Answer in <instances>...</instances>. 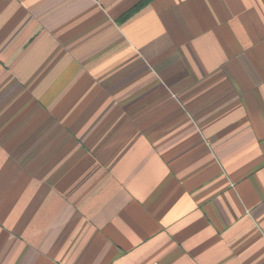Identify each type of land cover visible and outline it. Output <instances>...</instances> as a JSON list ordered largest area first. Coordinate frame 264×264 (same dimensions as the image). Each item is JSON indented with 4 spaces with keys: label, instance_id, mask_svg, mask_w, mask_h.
I'll list each match as a JSON object with an SVG mask.
<instances>
[{
    "label": "crops",
    "instance_id": "crops-1",
    "mask_svg": "<svg viewBox=\"0 0 264 264\" xmlns=\"http://www.w3.org/2000/svg\"><path fill=\"white\" fill-rule=\"evenodd\" d=\"M0 264H264V0H0Z\"/></svg>",
    "mask_w": 264,
    "mask_h": 264
}]
</instances>
